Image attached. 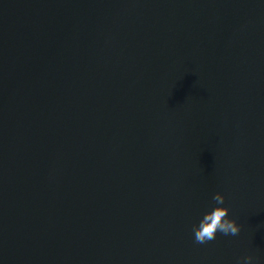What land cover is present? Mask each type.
I'll use <instances>...</instances> for the list:
<instances>
[{"label":"water","instance_id":"1","mask_svg":"<svg viewBox=\"0 0 264 264\" xmlns=\"http://www.w3.org/2000/svg\"><path fill=\"white\" fill-rule=\"evenodd\" d=\"M220 192L236 236L197 244ZM264 264V0H0V264Z\"/></svg>","mask_w":264,"mask_h":264},{"label":"clouds","instance_id":"2","mask_svg":"<svg viewBox=\"0 0 264 264\" xmlns=\"http://www.w3.org/2000/svg\"><path fill=\"white\" fill-rule=\"evenodd\" d=\"M213 203L192 225V234L197 244H207L221 236H236L241 231L240 224L230 216V208L225 204V196L217 192L212 197ZM238 264H257L253 255H246Z\"/></svg>","mask_w":264,"mask_h":264}]
</instances>
